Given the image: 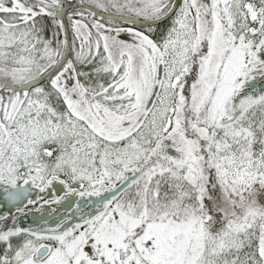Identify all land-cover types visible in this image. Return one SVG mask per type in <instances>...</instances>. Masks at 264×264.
Masks as SVG:
<instances>
[{"label": "snow or ice", "instance_id": "obj_1", "mask_svg": "<svg viewBox=\"0 0 264 264\" xmlns=\"http://www.w3.org/2000/svg\"><path fill=\"white\" fill-rule=\"evenodd\" d=\"M0 264H264V0H0Z\"/></svg>", "mask_w": 264, "mask_h": 264}]
</instances>
